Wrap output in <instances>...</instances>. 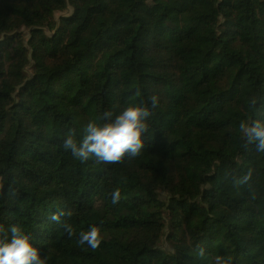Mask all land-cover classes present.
I'll return each mask as SVG.
<instances>
[{
	"label": "trees",
	"instance_id": "1",
	"mask_svg": "<svg viewBox=\"0 0 264 264\" xmlns=\"http://www.w3.org/2000/svg\"><path fill=\"white\" fill-rule=\"evenodd\" d=\"M136 104L139 156L63 149ZM257 120L264 0H0V224L47 264H264V153L239 129ZM91 226L95 250L78 244Z\"/></svg>",
	"mask_w": 264,
	"mask_h": 264
},
{
	"label": "clouds",
	"instance_id": "2",
	"mask_svg": "<svg viewBox=\"0 0 264 264\" xmlns=\"http://www.w3.org/2000/svg\"><path fill=\"white\" fill-rule=\"evenodd\" d=\"M151 101L153 108L158 106V97L152 96ZM107 115L111 113H105V116ZM150 115L152 112L149 108L139 104L130 105L117 115L112 123L101 124L95 121L88 123L86 135L82 138H77L75 132L71 131L65 136L62 147L81 162L95 158L98 163H122L125 157H137L144 149L143 134L149 127L146 117ZM239 129L247 137L249 145L255 144L257 152L264 153V122L258 120L254 123L241 122ZM247 178H251V173ZM3 187L4 185L0 183V191H3ZM111 198L113 204L119 202L121 198L119 188L113 190ZM65 215L71 216L72 213L61 209L50 215L49 219L59 223ZM63 227L69 237L76 234L71 225ZM9 232L10 242L6 239ZM102 239L101 228L91 226L87 231L79 233L78 244H87L95 250L100 246ZM33 240L31 233H26L20 224H14L7 229L0 224V264H47V257L41 256L40 249L34 246ZM199 255H204V248L199 249ZM224 261L225 264H231L227 258H224Z\"/></svg>",
	"mask_w": 264,
	"mask_h": 264
},
{
	"label": "rangeland",
	"instance_id": "3",
	"mask_svg": "<svg viewBox=\"0 0 264 264\" xmlns=\"http://www.w3.org/2000/svg\"><path fill=\"white\" fill-rule=\"evenodd\" d=\"M72 12V9L70 8L69 11L67 13H56L55 17H56V20L59 21L61 19L62 16H66V15H69L70 13ZM25 33L27 34L28 32L26 30H24ZM47 33L49 35H51L52 33L50 31L47 30Z\"/></svg>",
	"mask_w": 264,
	"mask_h": 264
}]
</instances>
